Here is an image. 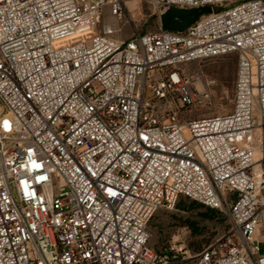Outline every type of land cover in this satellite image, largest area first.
I'll list each match as a JSON object with an SVG mask.
<instances>
[{
	"label": "built area",
	"instance_id": "2783aa9c",
	"mask_svg": "<svg viewBox=\"0 0 264 264\" xmlns=\"http://www.w3.org/2000/svg\"><path fill=\"white\" fill-rule=\"evenodd\" d=\"M146 1L212 12L121 40L125 0H0V264H264V0ZM231 54L232 112L186 120ZM180 197L230 219L192 263L150 243Z\"/></svg>",
	"mask_w": 264,
	"mask_h": 264
},
{
	"label": "rangeland",
	"instance_id": "374dc122",
	"mask_svg": "<svg viewBox=\"0 0 264 264\" xmlns=\"http://www.w3.org/2000/svg\"><path fill=\"white\" fill-rule=\"evenodd\" d=\"M126 12L111 17L107 8L102 24H112L116 38L126 40L134 33L159 30L161 19L157 9L146 0H125ZM219 10V9H217ZM194 76L198 96L195 105L183 110L186 120L211 117L232 112L237 78V56L224 55L185 66ZM3 109L0 107V114ZM230 227L228 215L210 211L208 207L186 197H180L171 207L161 208L149 223L151 245L158 251L167 250L192 263L207 246L221 239ZM260 255L264 243L260 242Z\"/></svg>",
	"mask_w": 264,
	"mask_h": 264
},
{
	"label": "water",
	"instance_id": "95a60500",
	"mask_svg": "<svg viewBox=\"0 0 264 264\" xmlns=\"http://www.w3.org/2000/svg\"><path fill=\"white\" fill-rule=\"evenodd\" d=\"M210 7L193 8L189 10L171 7L161 15L162 28L170 31H184L202 15L211 13Z\"/></svg>",
	"mask_w": 264,
	"mask_h": 264
},
{
	"label": "trees",
	"instance_id": "16d2710c",
	"mask_svg": "<svg viewBox=\"0 0 264 264\" xmlns=\"http://www.w3.org/2000/svg\"><path fill=\"white\" fill-rule=\"evenodd\" d=\"M209 210H210V211H212V212L216 211V210H214V209H211V208H209Z\"/></svg>",
	"mask_w": 264,
	"mask_h": 264
},
{
	"label": "snow or ice",
	"instance_id": "6c2138e0",
	"mask_svg": "<svg viewBox=\"0 0 264 264\" xmlns=\"http://www.w3.org/2000/svg\"><path fill=\"white\" fill-rule=\"evenodd\" d=\"M5 127H7V123H5Z\"/></svg>",
	"mask_w": 264,
	"mask_h": 264
}]
</instances>
